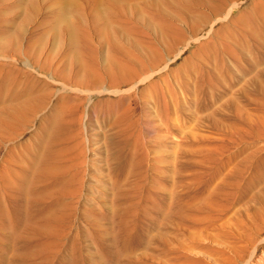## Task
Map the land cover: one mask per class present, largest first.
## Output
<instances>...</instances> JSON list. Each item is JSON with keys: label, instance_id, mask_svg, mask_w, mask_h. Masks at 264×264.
<instances>
[{"label": "rangeland", "instance_id": "rangeland-1", "mask_svg": "<svg viewBox=\"0 0 264 264\" xmlns=\"http://www.w3.org/2000/svg\"><path fill=\"white\" fill-rule=\"evenodd\" d=\"M135 5L119 6L127 14L109 21L113 39L146 64L133 83L71 85L63 78L69 60L61 63V74L51 73L60 59L57 41L28 44L24 35L14 39L16 44H0V63L25 66L54 89H76L88 98L82 99L75 123L65 130L73 138L66 143L71 150L64 156V174L80 171V186L63 246L43 255L30 251V263L260 264L264 230L250 236L251 224L258 222L253 208L264 212V189L256 188L259 193L239 204L236 212L189 210L181 215L176 209L179 201H203L204 178L214 169L252 173L264 156V0H144ZM21 13L28 15L24 8ZM36 20H28L25 34ZM120 20L143 31V45H128L120 34ZM0 28L3 37L7 27ZM149 41L156 53L147 49ZM93 42L98 44L95 35ZM27 46L31 53L25 52ZM51 47L58 51L53 57L47 52ZM106 49L104 45L97 56L99 64L109 53ZM101 97H120L119 106L110 114L101 112L93 106ZM39 115L15 136L16 151L28 154L27 147H36ZM136 137L145 153L144 168L141 176L126 173L124 181L126 142ZM138 235L141 240L127 243ZM22 247L21 252L27 250Z\"/></svg>", "mask_w": 264, "mask_h": 264}, {"label": "bare ground", "instance_id": "bare-ground-1", "mask_svg": "<svg viewBox=\"0 0 264 264\" xmlns=\"http://www.w3.org/2000/svg\"><path fill=\"white\" fill-rule=\"evenodd\" d=\"M143 1L0 0V3L5 2L4 5H0V17L2 15L10 17L9 21L0 20V26H6L8 32L0 37V44L8 40L10 46L11 43H15L14 39L19 40L24 35L28 38V44L35 45L47 40L55 44L57 41L62 46V48L58 46L60 59H57L51 68V73L61 74L63 71L61 63L69 60L70 66L66 71L64 69L63 78L71 85L94 87L103 84L120 86L133 83L139 79L140 71L145 69L146 64L138 58L136 60L130 49L113 39V24L109 21L119 19L123 13L127 14V12L122 13L119 6L133 7ZM22 8L26 9L29 16L21 13ZM35 17L37 20L34 27L25 34L26 23ZM84 17L87 18V22ZM138 17L139 14L134 15V19ZM120 22H122L120 34L126 38L128 45L136 49L144 44L143 31L139 27L128 21L120 20ZM93 35L96 36L97 45L93 42ZM104 45L107 46L106 50H109V53L99 64L97 56L102 52ZM17 48L19 47L16 45L15 49ZM147 49L156 53V46L151 41ZM33 51L34 49L32 54ZM25 52L31 53L28 46ZM47 52L53 57L58 51L51 47ZM151 60L154 63L156 57H152ZM39 68L44 71L43 66ZM151 85L155 86V83ZM72 90L63 87L54 89L47 80L37 77L25 66L17 67L0 63V149L3 151L0 157V201L2 202L0 204V264H31L30 261L34 256L31 252L38 251V254L43 255L42 253L48 250L63 246L68 219L72 215L73 196L80 186V171L75 170L68 177L64 174L67 169L63 162L64 156L71 150V146L66 143L70 137L73 138L72 135L67 136L65 130L69 124L75 123L84 98L76 89ZM52 96H55L54 103L47 108ZM119 98L101 97L93 102V106L103 109L101 112L106 109L110 114L115 106H119ZM84 99L87 101L88 98L85 96ZM37 114H40V130L37 140L35 139V150L27 147L28 154L16 151L15 136L21 134L20 132L34 120ZM126 143L128 146L130 143V146L128 150L126 149L127 153L121 165L122 175L134 171L141 176L145 159L141 141L136 137L132 143L129 141ZM127 174L124 181L127 180ZM204 180L203 188L205 185L206 190L202 188V193L207 192L203 201L197 204L189 201L177 202L179 204L176 211L179 214L182 215L189 210L205 212L212 209L219 210L222 214L231 210L236 212L239 204L246 203L247 198H253V195L259 193L256 188L264 189V156L260 158L252 173L245 174L239 170L223 172L214 169V172ZM124 193L123 191V196L127 194ZM253 214L258 222L251 224L250 239L264 230L263 210L253 208ZM137 238L142 239L141 235H138L126 241L130 244L137 241ZM22 245L27 249L24 252L23 250L21 252ZM241 255L239 259H242ZM43 257L45 260L46 256ZM186 259L188 261V258ZM259 262L264 264V257L260 258Z\"/></svg>", "mask_w": 264, "mask_h": 264}]
</instances>
